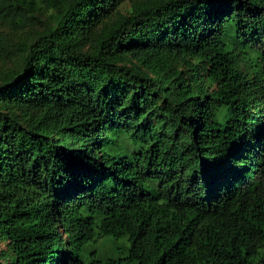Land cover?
Here are the masks:
<instances>
[{"label": "trees", "instance_id": "trees-1", "mask_svg": "<svg viewBox=\"0 0 264 264\" xmlns=\"http://www.w3.org/2000/svg\"><path fill=\"white\" fill-rule=\"evenodd\" d=\"M0 60V264H264V0H0Z\"/></svg>", "mask_w": 264, "mask_h": 264}, {"label": "rangeland", "instance_id": "rangeland-1", "mask_svg": "<svg viewBox=\"0 0 264 264\" xmlns=\"http://www.w3.org/2000/svg\"><path fill=\"white\" fill-rule=\"evenodd\" d=\"M4 65L5 63L0 60V66H4ZM123 240L124 238L120 239L119 241L115 240L114 238H110L107 240L102 239L98 241L97 245L100 248V252L102 254L118 255L124 253L123 246L125 245V242H123ZM5 246H6V242L0 239V249L4 248Z\"/></svg>", "mask_w": 264, "mask_h": 264}]
</instances>
